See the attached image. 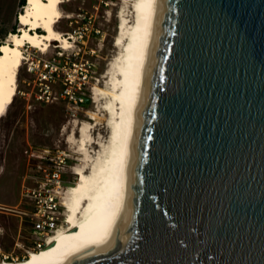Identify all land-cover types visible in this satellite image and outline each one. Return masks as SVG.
Returning a JSON list of instances; mask_svg holds the SVG:
<instances>
[{"label":"water","instance_id":"water-1","mask_svg":"<svg viewBox=\"0 0 264 264\" xmlns=\"http://www.w3.org/2000/svg\"><path fill=\"white\" fill-rule=\"evenodd\" d=\"M60 264H264V0H156L123 222Z\"/></svg>","mask_w":264,"mask_h":264},{"label":"bare ground","instance_id":"bare-ground-1","mask_svg":"<svg viewBox=\"0 0 264 264\" xmlns=\"http://www.w3.org/2000/svg\"><path fill=\"white\" fill-rule=\"evenodd\" d=\"M63 1L66 0H26L18 14L19 32H10L9 39L0 44V119L18 92V72L26 59L24 47L29 44L47 52L55 40L61 48L73 46L71 36L56 28V23L63 18ZM126 8L122 7L118 13L114 38L118 52L104 73L105 86L93 85L91 94L98 106L105 99L107 139L95 142L91 134L93 124L78 122L81 164L73 168L77 175L75 183L65 187L62 194L67 225L57 230L45 248L31 250L23 259L4 260L0 264H60L104 245L123 222L147 80L156 0H133L132 20L126 15ZM39 28L43 31L32 32ZM88 114L94 121L100 118L97 111ZM91 143L100 147L95 155L89 154Z\"/></svg>","mask_w":264,"mask_h":264},{"label":"rangeland","instance_id":"rangeland-1","mask_svg":"<svg viewBox=\"0 0 264 264\" xmlns=\"http://www.w3.org/2000/svg\"><path fill=\"white\" fill-rule=\"evenodd\" d=\"M132 2L133 0L63 1L61 3L63 18L56 23V28L63 34L71 36L73 46L64 49L60 47L59 41L55 40L52 41L47 52H42L29 44L24 47L27 60L18 72L17 95L7 113L0 119V247L10 251L16 247V242L21 243V248L16 250L20 259L27 254L31 244L30 234H27L26 228L23 227L22 234L18 237L20 218L17 215L20 212L10 211L8 208L16 205L18 186L22 175L27 170L26 150L31 144L34 147H43V155L45 153L53 155L56 148L64 149L69 153V160L63 174L64 186L68 188L77 179L73 168L81 164L82 158L81 151L78 149L80 147L78 122L88 121L93 124L91 134L95 142L107 139L108 127L103 110L105 99L99 106L94 103L91 95L92 88L95 84L105 86L104 73L108 63L118 52L114 45L118 29V13L122 7H127L126 15L129 20H132L130 8ZM23 6L21 0H0V43L9 39L8 35L13 28L19 32L18 14L23 10ZM34 31L42 32L43 30L39 28L32 30ZM56 50L65 53L62 61L65 66L73 67L76 61L79 64V72H86L83 69L85 67L88 70L82 88H77L79 95L76 96L78 98L83 96V102L78 105L68 98L64 100L60 98L54 103H48L37 101L31 95L30 100H27L21 93L22 91L31 92L34 88L41 87L34 82L36 75L26 71V65L33 60L36 62L38 58L52 57ZM54 88L58 90L59 86L56 85ZM93 110L100 115L96 121L92 120L88 114ZM99 149L96 143L88 145L91 155H95ZM61 208L66 216L65 207ZM66 225L67 223L64 222L63 226Z\"/></svg>","mask_w":264,"mask_h":264},{"label":"built area","instance_id":"built-area-1","mask_svg":"<svg viewBox=\"0 0 264 264\" xmlns=\"http://www.w3.org/2000/svg\"><path fill=\"white\" fill-rule=\"evenodd\" d=\"M54 54L52 57L38 58L36 62L33 60L26 65V71L36 75L34 82L40 84L41 87L34 88L31 92L22 91L21 93L27 100H30L31 95L37 101L48 103H54L60 98H63V100L68 98L78 105L82 102L83 96L79 98L76 96L79 95L77 94V88H82L88 70L85 67L83 69L86 72H79V64L76 61H74L73 67L65 66L62 62L65 55L63 51L56 50ZM21 66L24 67V64ZM56 85L59 86L58 90L54 88ZM27 94H29L28 97H26ZM69 156V153L61 148H56L53 156L44 154L43 159L45 162L40 165L39 176L33 175L32 184L25 187L24 194L33 201L34 208L31 214L29 238L31 244L24 257L31 250L45 247L57 230L63 227L65 212L61 208L63 206L62 194L65 187H67L64 186L63 174ZM16 244V247L10 251L3 250L0 247V261L20 259L16 250L21 248L22 245L18 242Z\"/></svg>","mask_w":264,"mask_h":264},{"label":"flooded vegetation","instance_id":"flooded-vegetation-1","mask_svg":"<svg viewBox=\"0 0 264 264\" xmlns=\"http://www.w3.org/2000/svg\"><path fill=\"white\" fill-rule=\"evenodd\" d=\"M43 147H34L29 144V148L26 150L27 154V170L22 175L19 186L18 194L16 198V205L12 208H8L10 211L20 212L19 215V231L18 237L22 234V228H26V233H31V213L34 208L33 201L30 200L25 194V187L32 184V176L40 173V165L45 162L42 154ZM30 228V229H29Z\"/></svg>","mask_w":264,"mask_h":264},{"label":"trees","instance_id":"trees-1","mask_svg":"<svg viewBox=\"0 0 264 264\" xmlns=\"http://www.w3.org/2000/svg\"><path fill=\"white\" fill-rule=\"evenodd\" d=\"M21 2H22V5H24L25 3H26V0H21ZM11 32H16V28H13V30L11 31ZM2 43V42H1ZM0 43V44H1Z\"/></svg>","mask_w":264,"mask_h":264}]
</instances>
